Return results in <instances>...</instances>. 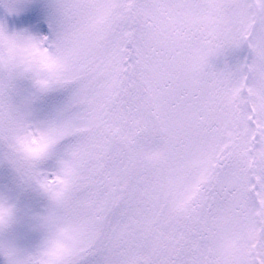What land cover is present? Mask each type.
Masks as SVG:
<instances>
[{
	"label": "snow or ice",
	"instance_id": "1",
	"mask_svg": "<svg viewBox=\"0 0 264 264\" xmlns=\"http://www.w3.org/2000/svg\"><path fill=\"white\" fill-rule=\"evenodd\" d=\"M0 264H264V0H0Z\"/></svg>",
	"mask_w": 264,
	"mask_h": 264
},
{
	"label": "rangeland",
	"instance_id": "2",
	"mask_svg": "<svg viewBox=\"0 0 264 264\" xmlns=\"http://www.w3.org/2000/svg\"><path fill=\"white\" fill-rule=\"evenodd\" d=\"M3 178V174L2 173H0V179H2Z\"/></svg>",
	"mask_w": 264,
	"mask_h": 264
}]
</instances>
